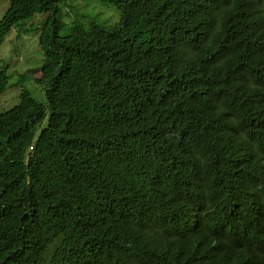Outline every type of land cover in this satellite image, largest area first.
<instances>
[{
  "label": "trees",
  "instance_id": "1",
  "mask_svg": "<svg viewBox=\"0 0 264 264\" xmlns=\"http://www.w3.org/2000/svg\"><path fill=\"white\" fill-rule=\"evenodd\" d=\"M98 2L115 23L74 13L68 25L52 0H9L0 19L1 47L47 15L44 102L21 90L0 113V264H147L149 241L129 259L109 226L117 214L152 231L163 206L155 264H264V0ZM228 203L240 219L220 225Z\"/></svg>",
  "mask_w": 264,
  "mask_h": 264
},
{
  "label": "clouds",
  "instance_id": "2",
  "mask_svg": "<svg viewBox=\"0 0 264 264\" xmlns=\"http://www.w3.org/2000/svg\"><path fill=\"white\" fill-rule=\"evenodd\" d=\"M52 1H54V4L56 3L58 9H59V5L64 3V0H52ZM81 1L82 0H70V2L76 3V5H75L76 9H74L73 7H69V8H67V10L65 11L64 14H61L60 9H59V12H60V15H61L63 21L64 22L66 21L68 23V25L73 23L71 20H73L75 18L74 13L83 14V15H86L87 17L92 16L96 19L97 25H100V26H110L113 24V23L112 24L109 23L108 14H111V13H108L107 16L102 19V21H99L100 14H98V13L94 14L91 11L83 12V9H81V8H83V3H78ZM99 4L101 6H106V4H104V3L103 4L99 3ZM8 6H9V0L7 3V8H8ZM121 6H123V5H121ZM129 6L130 5H128V7ZM128 7L125 8L123 6V9L126 10ZM7 8L5 9V11L7 10ZM109 8H112V7H109ZM112 10H113V14H111V15H113L115 17V21H114V23H115L117 21V14L115 13L113 8H112ZM69 11H71L73 13L72 17L69 16V14H68ZM4 12H3V14H4ZM3 14H2V16H3ZM36 15H40V16L35 17ZM41 16H44V18L42 20L34 22L35 20L40 19ZM1 17H0V19H1ZM46 17H47V15L35 14L31 20L27 21V23H29V26H30L29 31H33V32L37 33L38 41H39V37H40V33H41V27H42L43 21L46 19ZM65 18H67V20ZM22 23H24V22H22ZM18 26H14L13 28H16ZM82 27L83 28H89L90 26H82ZM13 28H11V30ZM65 28H67V27H65ZM16 29H17L19 34L21 32L27 31V29L23 28V27H18ZM11 30L9 31V33L11 32ZM9 33L7 34V36L9 35ZM193 34L198 36V37L200 35L206 34L205 39H207L211 34V28H209L207 31L194 29ZM5 38H4V40H5ZM184 43L185 42H183L182 45L179 47L182 54H183V59L187 60V58L190 57V60H191V59H193V56H194V55H191V53H192V50H190V43L191 42L189 41L187 44H184ZM38 46H39V43H38ZM39 49H40V47H39ZM42 55H43V53H42ZM43 59H44V57H43ZM159 72L163 73L162 80L164 83H166V81H167V75H166L167 69L166 68H163V67L153 68L149 71V74L152 75L153 77H155V75H157V73H159ZM37 73H38L37 78L39 79V77L41 76V73H39L38 71H37ZM41 86L43 87V85H41ZM21 90H23V89H21ZM18 98H19V95H18ZM253 165H255L254 161H249L248 166H253ZM170 173H171V166L168 167V179L164 185V189L167 187V185L169 183ZM111 195L114 197H117L114 194V192H112ZM110 203L116 207V211L121 209V208H128V204L124 200H121L119 198L116 200L110 201ZM170 215H171V213H170V210L168 207H164V206L161 207V219L159 222V227L150 231V230H147V228L145 227V225L142 222L135 221L133 219H129V218H125V217H121V216L115 214L113 222L109 226L110 237H111V239L118 241L121 244V246L125 247L127 257L129 259L131 258V255H132V249H133L134 242L138 241L139 243H141L143 241V239H146L150 243V252H149V256L147 258V264H155L156 261L158 260L159 256L162 254V252L165 249H167L169 246V244L166 242V240L164 239V237L162 235V229L165 227L166 222H167V217H169ZM240 216H241V213L239 212V207L233 203L226 204L223 209L218 210L214 214L215 221L220 225L233 224L240 219ZM262 222H264V215L262 217ZM126 227H128V233H125ZM142 264H143V262H142Z\"/></svg>",
  "mask_w": 264,
  "mask_h": 264
},
{
  "label": "rangeland",
  "instance_id": "3",
  "mask_svg": "<svg viewBox=\"0 0 264 264\" xmlns=\"http://www.w3.org/2000/svg\"><path fill=\"white\" fill-rule=\"evenodd\" d=\"M7 3L8 0H0V17L7 8ZM78 3H83V8H81L83 12L91 11L94 14H100L99 21H102L108 13L113 14L112 8L107 9L106 6H101L97 0H82ZM75 5L76 3L70 2V0H64V3L59 5L61 14H64L69 7L76 9ZM68 14L70 17L73 16L71 11ZM111 14H108L110 24L115 21V17ZM38 16L40 15L35 17ZM43 18L44 16H41L34 22ZM65 19L67 20V18ZM18 27L26 28L27 31L19 34L16 29ZM18 27L11 30L0 48L1 63L3 67H7L6 73L9 76L8 88L0 96V113L18 104V95L21 89L29 92L38 101L44 102L43 87L41 84L35 83L34 80L37 77V71L40 73L43 64L37 33L29 31L30 26L27 22L21 23Z\"/></svg>",
  "mask_w": 264,
  "mask_h": 264
},
{
  "label": "bare ground",
  "instance_id": "4",
  "mask_svg": "<svg viewBox=\"0 0 264 264\" xmlns=\"http://www.w3.org/2000/svg\"><path fill=\"white\" fill-rule=\"evenodd\" d=\"M157 159H158V158H157ZM159 161H161V160H159ZM154 167H155V165H154ZM261 177H262V176H261ZM199 194H200V193H199ZM160 197H161V196H159V198H160ZM198 197H200V196H198ZM261 197H262V196H261ZM261 197H260V198H261ZM248 198H250V197H248ZM192 199H193V198H192ZM197 199L200 200V198H197ZM258 199H259V198H258ZM256 200H257V199H256ZM256 200H255V202H258V203H259L260 201H262V199L259 200V201H258V200L256 201ZM263 201H264V200H263ZM192 202H193V201H192ZM231 202H232V201H231ZM233 203H234V201H233ZM243 203H244V202H243ZM248 203H249V202H248ZM250 203H252V202H251V199H250ZM260 203H263V202H260ZM196 204H197V202H196ZM237 204H238V203H237ZM239 204H240V203H239ZM239 204H238V205H239ZM199 205H200V204H199ZM245 205H246V204H245ZM241 206H242V205H241ZM262 206L264 207V205H262ZM242 208H244V207H242ZM257 208H258V207H257ZM259 210H260V209H259ZM262 210H263V209H262ZM246 211H247V209H246ZM260 212H261V211H260ZM263 213H264V210H263ZM180 214H181V213H180ZM209 217H210V216H209ZM211 217H212V216H211ZM202 218H203V217H202ZM202 218H201V219H202ZM201 219H200V220H201ZM210 219H211V218H210ZM198 220H199V219H198ZM207 220H208V219H207ZM213 220H214V218H213ZM201 221H202V220H201ZM188 224H189V222H188ZM256 227H257V226H256ZM184 229H185V228H184ZM190 231H191V230H190ZM188 232H189V231H188ZM191 232H192V231H191ZM188 236H189V235H188ZM186 238H187V237H186ZM182 239L184 240V238H182ZM181 249H182V248H181ZM189 250H190V249H189ZM178 252L180 253V251H178Z\"/></svg>",
  "mask_w": 264,
  "mask_h": 264
}]
</instances>
